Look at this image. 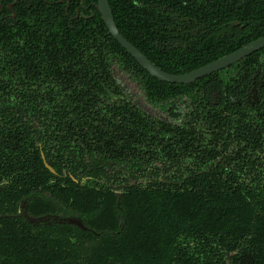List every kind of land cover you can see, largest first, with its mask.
I'll return each mask as SVG.
<instances>
[{"label": "trees", "instance_id": "trees-1", "mask_svg": "<svg viewBox=\"0 0 264 264\" xmlns=\"http://www.w3.org/2000/svg\"><path fill=\"white\" fill-rule=\"evenodd\" d=\"M109 2L124 37L172 74L264 36V0ZM96 5L71 0L67 14V2L20 0L16 19H0V264H264V104L250 116L227 97L198 108L217 77L236 94L233 68L264 49L194 84L159 81ZM115 66L153 103L188 96L204 110L202 133L144 113ZM25 199L31 216L72 213L90 229L33 224L20 214Z\"/></svg>", "mask_w": 264, "mask_h": 264}, {"label": "flooded vegetation", "instance_id": "flooded-vegetation-1", "mask_svg": "<svg viewBox=\"0 0 264 264\" xmlns=\"http://www.w3.org/2000/svg\"><path fill=\"white\" fill-rule=\"evenodd\" d=\"M19 1L20 0L10 1L5 5L4 0H0V19H3L5 17L16 19L17 13L15 12L14 8L17 6ZM58 1L59 2H67L66 10H67V14H69V9L71 6V0H58ZM5 9H8L9 12L8 13L6 12L4 14V16H2V13L5 12ZM79 16H80V9H77V15L75 18H77ZM82 16L83 17H89L85 14H82ZM71 19H72V16H71ZM238 24H239V22L233 23V25H238ZM263 49L264 48H262L258 51H261ZM258 51H256V52H258ZM244 59H242V60H244ZM242 60L238 61L237 63L241 62ZM237 63H235V64H237ZM235 64H233V65L235 66ZM253 64L259 66V68L254 70L253 68H255V65H253L252 67H249L248 69H243V68L238 67V66L233 68V72H234L233 76L239 80L238 83L236 82L233 84V87L235 89H237L236 94H233L235 92H231L229 90V88L231 89L230 82L228 84L223 83L224 85L221 86L222 89L218 88L220 86L217 85V82L222 83V80L218 77L216 78V80H217L216 82L213 81V83H211L209 85H206V86L203 85L202 86L203 91H205V92L208 91L209 95L206 96L205 101L201 105L198 104V108L209 107L210 106L209 104H211V106H219L222 104H226V102H228V101H226V97H227L229 102L232 104V106H234V108H236V110H240V109L244 110L246 112L245 115L250 116V115L254 114L255 112H257V111H253V110H257L259 107H261L262 104H264V54L260 57V59L254 61ZM233 65H231V66H233ZM231 66H229L227 68H230ZM227 68H225V69H227ZM118 72L124 74L125 77H128L130 80H132L135 83V85L138 87L139 92L141 94V100L143 99L145 105L147 107H149L150 110L152 109L151 111H149V109H146V107L144 105H142L141 102L136 97L127 93V91L124 88V85H122V83L118 79V76H117ZM242 72H243V74H241ZM212 74L207 75L203 78L211 76ZM239 74H240V76H239ZM248 74H251L252 76L249 77ZM114 77H115L118 85L121 87V89L124 93V96L126 98L130 99L136 105H138L144 111V113L151 116L153 119L158 120V121H163V122L167 123L168 125H171L172 127L173 126H176L178 128H180V127H184V128L194 127V128H196L195 130H197L200 133H202L203 129L206 127V124L204 122V117L202 116V114L204 113V110L203 109L200 110L201 114L198 111L195 112L194 111L195 106L192 104V101L190 100V98H188V96H184L182 98L178 97V98H176L172 101H169L167 103H165V102L153 103L152 101H149L141 83H139L138 80L135 79L132 75L123 71L119 66H115V68H114ZM152 77L155 78L154 76H152ZM203 78H200V79H203ZM155 79H157V78H155ZM200 79H198V80H200ZM196 82H197V80L193 83H190V84H194ZM190 84H183V85H190ZM222 110H226V108H223ZM204 139H206V138H204ZM207 140L208 139H206L205 142ZM214 140L215 139L212 137L211 143H213V145L219 144V149L222 148V146H223L222 142L218 141V143H217V141H214ZM157 152H160V151H157ZM221 158H219V160ZM42 159H43V163H44L45 167L48 170H50L53 174H57V171L49 164L44 153H42ZM169 160L170 159L167 156H164V158L154 159L153 162H154V165L160 167V166H162L161 163H166V164L170 163ZM155 163H157V164H155ZM112 164H113V166H115L113 161H112ZM119 169H121V171H122V168H119ZM125 175L131 183H133L136 179H138V173H131L129 169H128V171L125 172ZM71 178L75 182L79 181L74 176H71ZM87 179L88 178H86V177L83 178L82 183H84ZM20 214L23 215L29 222H31L33 224H37V223H48V224H50L51 221H56V222H60V223L74 224V225L79 226L83 230H89L90 229L89 227H87L85 225L84 220L80 216L74 215L72 213H64L63 212V213H59V214L45 215V216H41V217L31 216L28 213V199L23 200L22 203L20 204ZM64 214H65V216H63ZM31 218H33L34 220L33 221L30 220Z\"/></svg>", "mask_w": 264, "mask_h": 264}, {"label": "water", "instance_id": "water-1", "mask_svg": "<svg viewBox=\"0 0 264 264\" xmlns=\"http://www.w3.org/2000/svg\"><path fill=\"white\" fill-rule=\"evenodd\" d=\"M98 11L101 13L104 22L106 23L110 33L114 38L127 50V52L137 60V62L152 76L160 81L168 82L172 84H190L196 80L210 75L214 72L225 69L238 61L244 59L250 54L264 48V36L241 47L240 49L229 53L217 60H214L204 66L196 68L190 72L183 74H172L162 70L148 56H146L139 48L124 37L120 32L115 17L113 14L112 7L109 0H97L96 5ZM30 220H34L31 218Z\"/></svg>", "mask_w": 264, "mask_h": 264}, {"label": "rangeland", "instance_id": "rangeland-1", "mask_svg": "<svg viewBox=\"0 0 264 264\" xmlns=\"http://www.w3.org/2000/svg\"><path fill=\"white\" fill-rule=\"evenodd\" d=\"M117 76L119 81L122 83V85H124V88L127 91V93L136 97L141 102V104L146 107V109H149V111H151L152 109L150 110V108L145 105L143 99L141 100V94L135 83L132 80H130L128 77H125L124 74L120 72H118ZM63 216H65V214Z\"/></svg>", "mask_w": 264, "mask_h": 264}]
</instances>
